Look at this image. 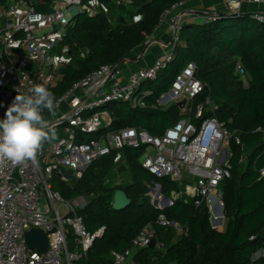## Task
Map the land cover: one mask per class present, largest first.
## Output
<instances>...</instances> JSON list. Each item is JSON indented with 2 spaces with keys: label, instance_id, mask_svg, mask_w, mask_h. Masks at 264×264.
<instances>
[{
  "label": "built area",
  "instance_id": "2783aa9c",
  "mask_svg": "<svg viewBox=\"0 0 264 264\" xmlns=\"http://www.w3.org/2000/svg\"><path fill=\"white\" fill-rule=\"evenodd\" d=\"M187 1L178 2L161 14L159 24L170 20L172 38L169 49L154 63L133 71L125 80L119 77L120 67L101 65L58 99V106L69 100L65 113L50 121L51 127L63 131L62 137L45 143L35 162H0V264H81L94 242L104 236L105 227L90 232L78 214L88 198L65 199L54 189L53 180L72 184L94 161L112 154L114 163L120 164L125 147H144L142 166L158 178L177 182L179 189L168 197L172 204L177 199H193L197 207H206L213 228H223L222 185L232 176V143L241 144V140L237 131L218 118L219 106L205 95L207 83L198 78L194 61L187 62L170 88L157 98L155 106L161 108L184 101L179 107L182 117L163 134L153 135L142 127L107 130L112 123L106 110L109 103L125 102L132 109L146 107L147 97L153 94L146 85L156 81L174 60L185 24L174 12ZM223 2L222 10L203 13L200 23H210L220 13L238 14L243 5L264 6V0ZM85 8L83 0H54L48 12H37L26 0L0 3V119L17 94L28 93L40 81L54 84L60 79V69L69 59L66 49L57 50V41L65 34L61 30H66ZM88 9L96 12L93 6ZM250 12L253 18L264 22V10ZM56 25H60L59 30H55ZM236 73L248 86L250 76L241 62L236 65ZM160 189L161 184L154 183L149 192L152 201H158V208H162L166 196L159 194ZM158 223L172 226L175 240L188 232L164 215ZM34 228L47 234L46 252L28 247L25 234ZM153 238L154 226H144L130 247L111 252L113 264H136L135 253L148 247ZM259 258H264V247L254 254V262Z\"/></svg>",
  "mask_w": 264,
  "mask_h": 264
},
{
  "label": "trees",
  "instance_id": "16d2710c",
  "mask_svg": "<svg viewBox=\"0 0 264 264\" xmlns=\"http://www.w3.org/2000/svg\"><path fill=\"white\" fill-rule=\"evenodd\" d=\"M26 1L37 12H48L54 0ZM181 1L121 0L116 6L112 0H83L86 8L74 17L58 43L69 57L60 69L63 78L55 85L38 84L49 88L58 100L101 65L119 68L134 48L150 38L161 14ZM93 5L96 12L88 9ZM189 61L197 64L198 78L207 83L205 95L218 104V118L237 131L241 140V144L232 143V176L222 185L225 227L213 228L206 207H197L193 199H177L165 208L154 206L149 195L151 185L161 184L168 197L179 185L170 178L156 177L142 166L144 147H125L119 165L131 174L132 181L127 184L106 183V176L117 166L113 154L94 161L72 184L53 180L54 189L65 199L88 198L78 214L90 232L105 227L104 236L94 242L81 264H113L111 252L130 247L132 239L148 224L155 228L157 245L137 251L136 264H264V258L253 260L264 247V22L253 18L250 11H241L220 13L210 23H185L174 60L156 81L146 85L153 90L146 107L132 109L125 102L109 103L106 110L112 123L107 130L142 127L153 135L163 134L182 115L176 105L156 107L157 98ZM238 62L250 76L248 86L236 73ZM55 130L57 138L63 136L62 130ZM244 147L250 151L242 160ZM118 189L131 199L121 210L112 206ZM161 215L187 229V234L175 240L176 230L158 223Z\"/></svg>",
  "mask_w": 264,
  "mask_h": 264
},
{
  "label": "clouds",
  "instance_id": "9594fccd",
  "mask_svg": "<svg viewBox=\"0 0 264 264\" xmlns=\"http://www.w3.org/2000/svg\"><path fill=\"white\" fill-rule=\"evenodd\" d=\"M58 104L55 94L43 84L17 94L0 119V162H35L43 145L57 139L44 113L55 116Z\"/></svg>",
  "mask_w": 264,
  "mask_h": 264
},
{
  "label": "crops",
  "instance_id": "0c3cea01",
  "mask_svg": "<svg viewBox=\"0 0 264 264\" xmlns=\"http://www.w3.org/2000/svg\"><path fill=\"white\" fill-rule=\"evenodd\" d=\"M93 7H95V9L97 10L96 5H93ZM223 7H224L223 0H188L183 7L175 10L174 13L175 15L177 14V16H180L182 18L181 20H184L185 23H189V22L200 23L201 22L200 17L203 13L219 11V10H222ZM242 10L243 11H260V10H264V6L262 5L248 6L247 5V6H242ZM171 38H172V28H171V22L168 19L166 22H164L163 24H159L155 28L153 34L146 41L148 43L145 42L144 44L132 50L128 59L124 63H122L120 66L121 72H120L119 77L122 80H125L126 78H128L130 73H132L133 71L154 63L155 60L161 54H163L165 51L169 49ZM59 41H57V50L61 52L62 49L58 48ZM59 75H60V79L58 81H60L63 78V75L61 74V72ZM57 82L54 84L52 83L51 85H55L57 84ZM249 151H250V147H244L245 153L242 157V160L246 159V154ZM151 202H153L152 197H151ZM225 225H226V220L224 221L223 228L225 227Z\"/></svg>",
  "mask_w": 264,
  "mask_h": 264
},
{
  "label": "water",
  "instance_id": "95a60500",
  "mask_svg": "<svg viewBox=\"0 0 264 264\" xmlns=\"http://www.w3.org/2000/svg\"><path fill=\"white\" fill-rule=\"evenodd\" d=\"M59 29H60V25H56L55 30H59ZM183 104H184V101L177 103L176 106L180 107ZM151 189L154 190L153 187ZM159 194H162V189L159 190ZM130 203H131V199L127 196V194L125 193L123 189H118L115 192L113 203H112V206L114 209L116 210L124 209L127 206H129ZM152 204L156 207H159L157 200L152 202ZM171 204L172 203H171L170 198H168L167 196H164V199L162 202V208L168 207ZM25 237H26V242H27L28 247L32 249H36L37 251L42 252V253L48 250L49 239H48L47 234L43 230L36 229V228L31 229L26 232ZM155 245H157V240L156 238H153L149 246L153 247Z\"/></svg>",
  "mask_w": 264,
  "mask_h": 264
},
{
  "label": "rangeland",
  "instance_id": "374dc122",
  "mask_svg": "<svg viewBox=\"0 0 264 264\" xmlns=\"http://www.w3.org/2000/svg\"><path fill=\"white\" fill-rule=\"evenodd\" d=\"M119 2L115 3L116 6L118 5ZM247 6V5H243ZM178 12V11H177ZM61 33H65V30L62 29ZM147 43V42H146ZM152 90V88H150ZM69 107V100H64L60 106H58L56 115L51 116L47 112L44 113L45 117L49 120L52 121L53 119H59L65 111ZM106 183L108 185L112 186H118V185H124L132 181L131 174L128 169H121L120 165H117L107 176H106ZM152 197V196H151ZM168 197V196H167ZM161 205V203H160Z\"/></svg>",
  "mask_w": 264,
  "mask_h": 264
}]
</instances>
